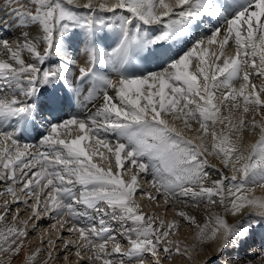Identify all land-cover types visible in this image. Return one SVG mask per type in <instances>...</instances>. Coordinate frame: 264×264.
<instances>
[{
	"label": "snow or ice",
	"instance_id": "1",
	"mask_svg": "<svg viewBox=\"0 0 264 264\" xmlns=\"http://www.w3.org/2000/svg\"><path fill=\"white\" fill-rule=\"evenodd\" d=\"M14 2L26 30L0 38V181L12 182L13 202L17 185L35 202L18 221L5 200L0 264H37L41 250L25 252V240L45 214L69 235L58 236L68 264L73 255L75 264L191 259L196 246L173 238L181 221L221 255L264 229V197L253 195L264 189V0ZM151 64L158 70H142ZM46 92L51 120L39 100ZM68 101L95 110L52 122ZM45 124L38 147L20 143L21 132ZM141 174L152 191L141 189ZM137 195L182 205L180 219L145 212ZM201 205L198 222L188 209ZM47 243L54 260L60 247ZM258 255L264 264V246Z\"/></svg>",
	"mask_w": 264,
	"mask_h": 264
},
{
	"label": "bare ground",
	"instance_id": "2",
	"mask_svg": "<svg viewBox=\"0 0 264 264\" xmlns=\"http://www.w3.org/2000/svg\"><path fill=\"white\" fill-rule=\"evenodd\" d=\"M19 3L27 5L29 3V0H19ZM18 6L19 5H17L14 2V0L11 4H9V0H0V38L15 40L18 36H20L22 31L26 30V29L18 26V20L16 19L15 13L13 12V8L18 7ZM77 11L81 12V14L87 13V10L77 9ZM78 47L79 46L75 42L72 43L73 49H78ZM73 54L75 55L76 53L73 52ZM53 59H55V58H53ZM56 62L58 63L59 61L56 60ZM154 66H155L154 64H151V69L155 68ZM48 91H50V90L48 89ZM65 91L66 90L62 89V87H61L59 94L64 95ZM73 102L75 103V107L72 110H69L68 112H66L64 115H61L59 122L64 120V119H67L73 115H77L80 118H84L87 115H89L91 111L95 110L94 108H91L90 106L85 107V106H82L81 104H79L75 101H73ZM43 135H47V133H45ZM43 135L37 136L36 139L38 141H40L42 139ZM109 138L114 139L111 136H109ZM244 141L245 142H252L253 138L251 136L246 135L244 137ZM210 159H211L212 163H215V164L219 163L215 159V157H212ZM209 171H211V169H209ZM150 179H151L150 176H144L143 174H141L140 181L141 180L145 181L143 183L146 186L144 188H141L143 191H152L151 185H150V183H148V181H150ZM1 188H5V187H1ZM253 195H255L257 197H264V189L256 188ZM138 198L140 199L142 197L137 195L136 200L138 203L139 202L145 203V207L143 208L144 210L151 208V206L149 204V200H147L146 198H142L141 200H143V201H138ZM4 199H7L8 202L12 201V198L8 195H6L4 197ZM163 205H164V203H163L162 199L160 200L159 207H157L156 203H154V205H153L156 209L155 211L158 214V216H160L162 211H163L162 207H161ZM171 206H172V208L166 209L167 210L166 212L169 214L172 211L174 213V215L171 218L179 220L180 218L176 216V210H178L182 206H177V204L171 205ZM188 210L193 215H195L197 217L198 222H202L203 219L206 218L207 213L204 210L203 205H201L200 209L189 208ZM2 211H0V212H2ZM212 211H215L216 213H219V214H223L222 209H212ZM25 218H27V216H25ZM25 218L23 219V221L26 220ZM162 218L165 219L166 218L165 215H163ZM246 218L247 217H245V219ZM42 219H40L39 221H42ZM240 219H241L240 217H232V216L227 217V220L230 224H235ZM39 221H35V222H36V226H38V228L40 230L42 228L45 229V227L47 228V230H49L48 226H46L44 224L42 225L41 222H39ZM4 223H6L8 226H11V224L13 223L12 216L11 215L7 216V219ZM51 230H52V232L54 231L52 234L55 235L57 233V232H55V229L53 227H51ZM44 231L38 232L37 235H31V237H29V235H28L27 238H29V239L26 238V240H25V252H28L29 250L35 251L36 249H40V246H41L40 240L42 239L41 234L44 233ZM45 234H46V232H45ZM263 234H264V232H263ZM57 235H59V234H57ZM257 235H259V234L257 233ZM66 237H67V239L69 238V236H66ZM174 237H176L177 240H179L181 243L183 242V245H186L189 248L193 247L194 245L196 247L192 253L191 259H188L187 257L181 258L180 256H176L174 258V261L170 262V264H225L226 259H230V260L234 261L235 264H260V258L258 255V253H259L258 249L259 248H257V246H256L253 248L254 250L247 251V247L249 248V245L247 247L245 246L246 244H249L251 240L247 241V243L245 245H243V247L240 249H234L231 246H229L228 249L225 251V253L223 255H221L215 251L216 245L214 243L208 242L204 245H199L197 243V241L194 239V237H195V226H189L186 222H183V221H181V227L179 228L178 232L175 234ZM261 237H262V235H261ZM254 239H255V241H257L256 244H258L260 242L259 236H256ZM251 242H254V241H251ZM262 246H264V244ZM262 246H260V247H262ZM61 247H63L62 244H61ZM110 247H111V245H109V248ZM250 248H252V247L250 246ZM201 249H203V250H201ZM47 253L48 252H42L41 253L40 257L37 260V264H60V263H57V257H55L56 254L58 255L60 253V251L58 253H53V256L55 257L54 260L47 258ZM65 255H66V253H64V251L60 254V256H61L60 258L63 260L62 264L67 263V261H65V259H64ZM1 259H6V257L0 256V260ZM16 264H19V262H16ZM72 264H75V259H73V258H72ZM85 264H88V262L86 261ZM96 264H100V262H96Z\"/></svg>",
	"mask_w": 264,
	"mask_h": 264
},
{
	"label": "rangeland",
	"instance_id": "3",
	"mask_svg": "<svg viewBox=\"0 0 264 264\" xmlns=\"http://www.w3.org/2000/svg\"><path fill=\"white\" fill-rule=\"evenodd\" d=\"M96 162H100L99 161V159L97 158V161ZM33 171H36L35 169H33ZM143 182H145V181H143V180H141L140 181V183H141V188H144V187H146L145 186V184L143 183ZM144 184V185H143ZM12 185V182L11 181H7V182H4V181H0V198L3 200H1L0 199V211H2L3 210V206H4V202H5V200H7V199H4V197L6 196V189H7V187L8 186H11ZM1 187H5V188H1ZM5 191V192H4ZM16 193H17V196L19 197V201H17V202H13V201H9V211H10V213L11 214H17L18 213V221H23V219L25 218V216H27V218H25L26 220L29 218V216H31V214H32V209L29 207V205H31L32 203H34L35 201L34 200H32V199H29L27 196H25V195H23L21 192H20V187L17 185L16 186ZM11 197V196H10ZM28 200V203L27 204H25L24 203V201L25 200ZM142 198H138V201H143V200H141ZM160 203V202H159ZM139 204H141V206H142V208H144L145 207V203L143 202V203H140L139 202ZM149 204H150V206H151V208H149V209H146V210H144L145 212H147V213H149V214H151V213H155L157 216H158V214L156 213V209H155V207L153 206L154 205V203L152 202V201H149ZM177 206H182V205H180V204H177ZM162 207V213H161V215L160 216H158V217H160V218H162V216L163 215H165V219H167L166 221H168V222H170V221H172L173 219L171 218L173 215H174V213L171 211L169 214L166 212L167 210L166 209H168V208H172V206L171 205H163V206H161ZM160 207V208H161ZM17 211H15V210ZM15 212V213H14ZM8 216H10V215H8ZM44 217H42L41 219H42V221H39V222H41V224L43 225H46V226H48L49 227V230H47V228L45 227V229L44 228H42L41 230L38 228V226H36V222H34L35 223V227L33 226V223H30L29 225H28V235H29V237H31V235H37L38 234V232H40V231H44V233H42L41 234V237H42V239L40 240L41 241V246H40V249H41V253L42 252H48V250H49V248H48V240H49V238L51 237L54 241H56L57 242V245L60 247V253L57 255L56 254V256L55 257H57V263H60V264H62V259L60 258L61 256H60V254L63 252V247H61V244H60V240H59V238H58V236L59 235H62V237H63V239H67V237L66 236H69L68 235V233L66 232V231H64V230H61V233L59 234V235H57L58 233H56L55 235L54 234H52L53 232H52V230H51V227H53V225H56V227L54 228L55 229V232H57V228H59V224L57 223V219L56 218H54V217H51V216H49L48 214H45V215H43ZM66 219V218H65ZM107 219V218H106ZM112 223V227H113V230H114V232H119V231H121V229H120V225L118 224V223H116V222H111ZM45 232H46V234H45ZM263 232H264V229H257L256 230V232L252 235V237L248 240V241H254V242H251L250 241V243L249 244H246L245 246L247 247L248 245H249V248L247 247V251H252V250H254L253 248L254 247H256L257 246V248H259L258 250H260L261 249V247L260 246H262L263 244H264V234H263ZM257 233L259 234V235H257ZM262 235V237H261V235ZM256 236H259L260 237V242L258 243V244H256L257 243V241H255V237ZM28 237V236H27ZM174 239H176L177 240V238L176 237H173ZM27 239H29V238H27ZM117 239L118 240H120V242L122 243V244H124V243H126V241H124V240H122L119 236L117 237ZM36 242V241H35ZM263 242V243H262ZM182 245H183V242L181 243ZM250 246L252 247V248H250ZM249 249V250H248ZM56 253H58V252H56ZM47 258H48V255H47ZM73 259H75V257H74V255H73V257H72ZM1 260H3V259H1ZM86 263V262H85ZM65 264H68V262L67 263H65Z\"/></svg>",
	"mask_w": 264,
	"mask_h": 264
}]
</instances>
